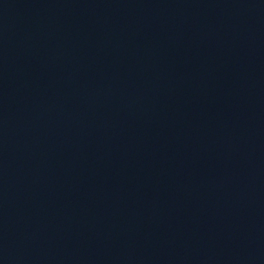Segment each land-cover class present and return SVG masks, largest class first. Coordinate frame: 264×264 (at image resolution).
<instances>
[{"label":"water","instance_id":"water-1","mask_svg":"<svg viewBox=\"0 0 264 264\" xmlns=\"http://www.w3.org/2000/svg\"><path fill=\"white\" fill-rule=\"evenodd\" d=\"M0 264H264V0H0Z\"/></svg>","mask_w":264,"mask_h":264}]
</instances>
